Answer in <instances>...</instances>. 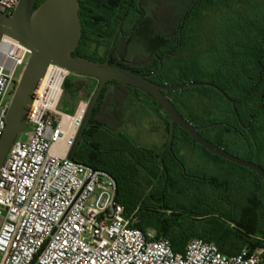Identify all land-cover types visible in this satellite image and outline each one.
<instances>
[{
    "label": "trees",
    "instance_id": "trees-1",
    "mask_svg": "<svg viewBox=\"0 0 264 264\" xmlns=\"http://www.w3.org/2000/svg\"><path fill=\"white\" fill-rule=\"evenodd\" d=\"M42 1L36 0L35 7ZM232 4H240L244 9L225 15L207 33L204 31L205 35L210 36L207 45L183 59V53L193 51L200 42L197 25L202 23L204 12L219 6L228 8ZM79 5L81 37L74 56L93 60L89 56L90 43L100 45L102 42L97 35L100 33L103 38H108L106 47H109L121 24L117 45L122 52L118 57L111 55L109 62L135 73H156L151 81L158 85L169 86L190 81L216 85L234 100L238 119L231 104L210 87H192L199 91L198 94L205 96L203 112L196 118L194 116L198 110L192 106L190 96L185 98L179 94L184 89L164 92V95L190 123L194 119H200L199 122L202 120L197 124L203 127L199 132L202 137L223 149H242L244 159L254 161L264 168V0H79ZM136 47L142 55L136 56L134 62L126 61L125 52ZM167 52L171 54L162 62L158 71V59ZM103 60L104 57L97 61ZM83 86L82 82L74 83L72 100L78 98ZM139 94H143L145 99ZM147 101L162 112L150 97L139 90L115 82L107 83L93 109L73 160L113 178L117 188L116 201L124 207V213L129 215L136 212L138 215L136 228L141 231L154 230L156 236L169 241L173 251L179 252L183 248V234L198 235L175 215L181 209L164 205L155 207L146 201L153 196L159 201L165 198L164 186L155 189L151 184L156 175L161 177L160 182L164 180L165 175L159 162L163 148L158 152L139 148L132 144L129 136L117 130L123 122L134 120L131 108L141 116L147 115ZM183 105L185 112L181 108ZM163 115L169 133L168 118ZM175 130L178 132L176 139L184 138L202 151L203 157L212 163L227 166V161L195 144L178 128ZM175 152L173 148L171 152H166L163 161L172 160ZM232 165L239 169L238 174L248 177L252 192L263 187L264 182L253 171ZM167 177V182H177L175 176ZM245 177L241 179L244 182ZM141 184L144 191L141 197L144 199L138 204H128L122 196H131L139 185L141 188ZM232 200L237 201L236 197ZM235 226L252 237L243 240L231 252L218 246L223 254L236 253L245 245L250 249L264 248V235L259 236L241 224ZM202 239L214 242L209 237Z\"/></svg>",
    "mask_w": 264,
    "mask_h": 264
},
{
    "label": "built area",
    "instance_id": "built-area-1",
    "mask_svg": "<svg viewBox=\"0 0 264 264\" xmlns=\"http://www.w3.org/2000/svg\"><path fill=\"white\" fill-rule=\"evenodd\" d=\"M18 3L0 0V13L11 16ZM28 57L19 42L1 38L0 138L8 97ZM69 75L47 65L27 127L0 168V264H264L262 247L225 255L214 242L194 237L175 252L166 238L136 228L137 213L126 215L113 203V178L67 159L90 97L80 92L70 113L58 108Z\"/></svg>",
    "mask_w": 264,
    "mask_h": 264
},
{
    "label": "water",
    "instance_id": "water-1",
    "mask_svg": "<svg viewBox=\"0 0 264 264\" xmlns=\"http://www.w3.org/2000/svg\"><path fill=\"white\" fill-rule=\"evenodd\" d=\"M35 3L36 0H19L11 16L0 13V40L3 36L10 37L29 51V57L16 84L5 117V128L0 138V168L12 141L26 129L29 107L39 88L45 68L48 64L53 63L66 68L70 74L92 78L96 81L94 90L89 97L85 117L67 156L69 161L75 162L73 155L85 128L89 124V119L104 86L109 82H115L144 93L167 116L169 139L159 155L162 168H164L163 156L167 150L171 149L174 130L175 127H178L194 143L206 151L227 162L253 171L264 182V169L261 166L252 161L238 158L202 137L164 95V92L186 88L210 87L231 104L238 119L234 100L230 99L220 88L211 83L193 81L169 86L158 85L151 81L149 75L135 73L119 65H112L109 62L108 54L103 61L74 56V51L81 37L79 0H43L37 7H35ZM158 64L160 70L161 60L158 61ZM92 170L94 171V169ZM116 198L115 183L113 203L116 202Z\"/></svg>",
    "mask_w": 264,
    "mask_h": 264
},
{
    "label": "rangeland",
    "instance_id": "rangeland-1",
    "mask_svg": "<svg viewBox=\"0 0 264 264\" xmlns=\"http://www.w3.org/2000/svg\"><path fill=\"white\" fill-rule=\"evenodd\" d=\"M243 9L244 7L240 4H232L228 8L219 6L204 12L202 23L197 25V29H199L198 37L200 38V42L193 51L184 52L183 59H187L186 57L199 52L207 45L210 40V36L208 34L205 35L204 31L207 33L208 30H210L209 28L213 27V24L225 15L235 14ZM90 47L93 49L95 48L99 55L103 54L102 48H97L93 45ZM138 55L142 54L137 47L129 48L125 52L124 58L128 62H134L137 58L136 56ZM20 71L21 68H18L16 76H18ZM79 82L84 83L80 92L89 93V96L92 94L96 85L95 80L70 74L66 79V86L63 85V95L58 106L60 110L68 113L72 112L77 99L72 100L71 95L74 91V83L78 84ZM198 92L199 91L195 88H187L179 92V94H182L185 98H189L190 96V101L193 104L192 106L198 110L194 118L200 116L203 112L202 102L205 99V96L198 94ZM138 96L145 99L143 94H139ZM8 98L11 99V96ZM181 108L184 112L186 111L185 105L181 106ZM134 116V121H125L126 123H123V125L118 127L117 130L127 133L133 145L139 148L150 149L158 152L163 142L162 136H164V133L166 134L164 141L166 142L168 139L167 128L164 129V133L160 131L163 124L157 117L151 116L147 120H143L144 117L140 118V114L138 113L134 114ZM199 120L194 119L192 124H200L202 120L200 122ZM164 124L166 127V121H164ZM21 138H23L22 135ZM224 150L238 158L244 159L245 157V153L242 149L231 151V149L228 148ZM183 151L189 156L191 155L188 149L185 148ZM196 151L198 153L200 152L197 147ZM178 157L182 165H184L182 168L185 170V176L187 177L175 183L167 182V184L164 180L161 182L160 180L158 182L151 181V184L155 187V189L164 186L165 198L164 200L159 201L156 196H153L152 198L146 199V201L155 207L164 205L165 207L184 210L185 214L178 216V218L180 217L181 222L185 225L191 226V230L195 232L199 238L209 237L215 242L217 247L223 246L227 251L231 252L236 250L239 243L242 242V238H240L237 234L239 232H237L236 228L232 225L241 224L243 216L238 211L235 215H231L225 210H218L216 198L218 195L230 197L231 200L233 197H236V200L239 202L240 198L237 197V195L241 197L248 196L250 197L248 206L252 211H254V213L251 211L253 213L251 221L246 223L245 226L250 227L251 231L255 234L259 236L263 235L264 226L261 223L260 218L264 215V185L259 191L257 190L252 192L248 177H245L246 175L241 176L238 174L239 169L228 162H225L227 164L226 167L219 166L214 162L210 163L211 161H209L208 158L202 156L203 158L199 157L197 160H194V164L191 165L187 162L190 157L188 158L186 154H178ZM166 161H163V166H165ZM261 164L263 165V163ZM193 176L199 180H192ZM243 177H245V182L241 180ZM142 189L143 184H141V188L139 185L137 190H134L131 193V196L124 195L122 198H125L124 200L130 205L141 203V200L144 199V197H141L144 196L142 195L144 192H142ZM118 204L121 205V203Z\"/></svg>",
    "mask_w": 264,
    "mask_h": 264
},
{
    "label": "flooded vegetation",
    "instance_id": "flooded-vegetation-1",
    "mask_svg": "<svg viewBox=\"0 0 264 264\" xmlns=\"http://www.w3.org/2000/svg\"><path fill=\"white\" fill-rule=\"evenodd\" d=\"M120 28H121V24H119V26H118V29H117V31H116V33H115V35H114V37L112 38V41H111V43H110V45H109V47H106V41H107V37H102V35L99 33V34H97L98 35V39H99V41L100 42H102L100 45H97V44H95V43H90V45H89V56L90 57H92V58H94L93 60H95V61H97L98 60V58H103L104 57V59L106 58V56H107V54L109 55V59H110V56L111 55H115L116 57H118V55H120V53L122 52L121 51V49H118V45H117V42L119 41V38H120ZM102 37V38H101ZM91 45H93V46H95V47H97V48H102L103 49V54L102 55H99L97 52H96V50H95V48L93 49V48H91L90 46ZM167 53H170L171 54V52H167ZM167 53H165L161 58H159L158 59V61L159 60H161V66H162V62L167 58V57H169L170 56V54H167ZM85 55H87L88 56V54H85ZM160 69H161V67H160ZM158 71H159V64H158ZM156 73H151L149 76H150V79H151V77L152 76H154ZM155 106V105H154ZM156 107V106H155ZM184 119H186L187 121H188V118H186V117H183ZM189 122V121H188ZM169 123V122H168ZM190 123V122H189ZM192 124V123H191ZM196 129H197V132L199 133L200 132V130H201V128H203V127H200L199 125H194V124H192ZM175 128H178V127H175ZM179 129V128H178ZM180 130V129H179ZM182 131V130H181ZM177 131L176 130H174V140H173V143H172V147H171V149L170 150H167L166 152H171V150H172V148L173 149H176L177 148V144H178V142H179V140L178 139H176V136L178 135V132L176 133ZM183 132V131H182ZM200 134V133H199ZM180 137V136H179ZM168 139H169V133H168ZM168 139H167V141H166V143H165V145L167 144V142H168ZM184 139V138H183ZM186 141V140H185ZM189 143V142H188ZM191 145H193L192 143H190ZM196 144V143H195ZM165 145H164V147H165ZM163 147V148H164ZM163 150V149H162ZM165 152V153H166ZM176 154H175V157L172 159V160H167V162H166V164H165V166H164V168H162V171H163V173H164V175H165V177H164V181H165V183L167 184V181H168V177H167V175H169V176H175L176 177V181L178 182L179 180H181V179H183V178H186L187 176H185L186 175V173H185V170H183V168H182V166L184 167V165H182V163H181V161H180V159H179V157H178V153H177V151L175 152ZM166 172V173H165ZM183 176V178H180L179 179V177H182ZM160 178L161 177H159V180H160ZM156 179V177H154L153 179H152V181H154ZM192 180H196V181H198L199 179L198 178H195V176H193L192 177ZM155 182V181H154ZM226 186V185H225ZM217 202H216V204H217V209L218 210H225L226 212H228V213H230L231 215H235V213H237V211L239 212V213H241L242 214V223H241V225H243V226H245L246 225V223H249L250 221H251V218H252V214L254 213V211H252L251 210V208L248 206V203H249V199H250V197H248V196H242L241 198H240V201L238 202V201H234V200H231V199H229L227 196H225L224 197V195H218L217 196ZM236 202H238V203H236ZM216 206V205H215ZM216 208V207H215ZM253 213H252V212ZM182 214H185V212H184V210H181L180 211V213H176L175 215L177 216H182ZM177 216V217H178ZM236 221V220H235ZM260 221H261V223L263 224V226H264V215L260 218ZM234 228H236V230H238V231H240L241 233H237L238 234V236L240 237V238H242V241L243 240H248L250 237H252V235H249L248 233H246L245 231H243L242 229H240V228H238L237 226H235V224L234 225H232ZM245 227H247V226H245ZM249 230H251V228L250 227H247ZM263 235H264V233H263Z\"/></svg>",
    "mask_w": 264,
    "mask_h": 264
},
{
    "label": "crops",
    "instance_id": "crops-1",
    "mask_svg": "<svg viewBox=\"0 0 264 264\" xmlns=\"http://www.w3.org/2000/svg\"><path fill=\"white\" fill-rule=\"evenodd\" d=\"M146 109H147V115H145V116H139L140 118L141 117H144L143 118V120L144 119H148L149 117H157V118H159L161 121H162V124H163V126H161V132L162 133H164V129H166V127H165V124H164V121H165V118H164V115H163V113L161 112V111H158L157 109H156V107L152 104V103H150V102H148L147 101V105H146ZM134 114H137V112H136V110L135 109H133V108H131L130 109ZM133 114V115H134ZM138 114H139V112H138ZM132 121H134V120H132ZM123 123H126V122H123ZM123 123L122 124H120V126H122L123 125ZM119 126V127H120ZM159 131V130H158ZM159 131V132H160ZM125 133V132H124ZM168 133V132H167ZM127 136H129L127 133H125ZM165 137H166V134L164 133V136H162V139H163V142H162V144H161V148L160 149H162L163 148V146L165 145ZM167 137H168V135H167ZM188 149L189 150V153L191 154L190 156L186 153V152H184L183 151V149ZM176 151H177V153L179 154V155H184V154H186L187 155V157L189 158L190 157V159H189V161H187L188 162V164H191V165H193L194 164V160H197L199 157L200 158H203L202 156H203V153H202V151H200L199 153L196 151V147L195 146H193V145H191L190 143H188L187 141H185L184 139L183 140H179V142H178V144H177V148H176ZM210 163H212V161L210 162ZM176 176V175H175ZM156 177V179L154 180L155 182H158L159 181V175H156L155 176ZM180 178H183V176L182 177H179V179ZM146 231H151V232H154V230H152V229H148V230H146ZM155 233V232H154ZM156 235V234H155ZM160 237V236H159ZM194 237H196V238H199V237H197V236H190V235H188V234H183V246L186 244V242L188 241V240H190L191 238H194ZM232 254H234V253H232ZM229 255H231V254H229Z\"/></svg>",
    "mask_w": 264,
    "mask_h": 264
}]
</instances>
